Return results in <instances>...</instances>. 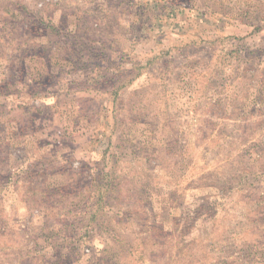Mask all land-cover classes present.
<instances>
[{
	"label": "rangeland",
	"instance_id": "obj_1",
	"mask_svg": "<svg viewBox=\"0 0 264 264\" xmlns=\"http://www.w3.org/2000/svg\"><path fill=\"white\" fill-rule=\"evenodd\" d=\"M0 264H264V0H0Z\"/></svg>",
	"mask_w": 264,
	"mask_h": 264
},
{
	"label": "trees",
	"instance_id": "obj_2",
	"mask_svg": "<svg viewBox=\"0 0 264 264\" xmlns=\"http://www.w3.org/2000/svg\"><path fill=\"white\" fill-rule=\"evenodd\" d=\"M112 155H108L107 156V159H111ZM115 163V162H114ZM103 175V176H102ZM98 174V178L101 179L98 180L96 177H93L91 179V183H90V186H91V189L93 190V193L94 191L97 192L98 195H96V200L98 202V204H100L101 202L100 201H104L103 200V195H106L107 193H109L111 191V189H113V186H114V183H111L114 182L115 180H113V178L115 176H110L109 179L106 180V174L103 172V174ZM97 179V180H96Z\"/></svg>",
	"mask_w": 264,
	"mask_h": 264
}]
</instances>
